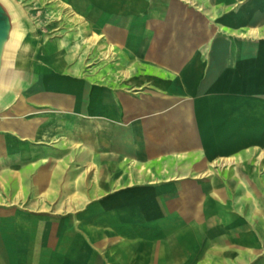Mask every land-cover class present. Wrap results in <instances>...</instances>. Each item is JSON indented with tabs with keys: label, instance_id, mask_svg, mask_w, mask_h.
<instances>
[{
	"label": "crops",
	"instance_id": "1",
	"mask_svg": "<svg viewBox=\"0 0 264 264\" xmlns=\"http://www.w3.org/2000/svg\"><path fill=\"white\" fill-rule=\"evenodd\" d=\"M63 1L111 59L32 51L0 153L40 198L95 183L7 226L6 264H264V0ZM56 150L84 172L53 174Z\"/></svg>",
	"mask_w": 264,
	"mask_h": 264
},
{
	"label": "rangeland",
	"instance_id": "2",
	"mask_svg": "<svg viewBox=\"0 0 264 264\" xmlns=\"http://www.w3.org/2000/svg\"><path fill=\"white\" fill-rule=\"evenodd\" d=\"M15 1L25 10L26 17L23 20L25 35H31L32 42L34 43L33 51L41 52L47 46H51L58 50V54L61 56L65 55L76 65L84 67L85 70H91L95 59L98 60V50L94 47H87L85 44H81L79 47L75 46V42L80 38L77 32L81 27L75 22L70 21L69 16L66 15L57 3L50 2L49 0ZM83 25L84 27L82 28L91 30L88 23L84 22ZM13 81L15 82L12 88L17 90V92H13L11 88ZM30 89L28 74H23L19 70L18 63L14 62L11 68L9 86L0 94V119L5 114L12 115L13 113H17V110H12L10 107L4 108V104L29 93ZM55 153L56 156L52 160L54 162L52 167L53 174H56V172H84L85 166L76 164L77 151L73 153L70 150L69 153L66 152L64 154L63 150H56ZM14 165H16V162L13 156H5L0 153V182L2 183V186H0V264L7 263V260H5L6 244L3 239L5 231L8 230L7 226H11L14 221L22 223L33 219H42L46 215H61L52 211L64 205V199L68 195L77 193L82 188L87 189L92 187L93 183H95L87 180H64L60 179L57 175H53L56 178L58 177V180L55 178L53 180L42 181L41 186L47 189V196L45 199L43 197L40 198L37 197L39 191L34 189V183L29 179V174L34 170L32 171L29 163L26 162L15 166L17 167L15 169L21 174V186L23 189V194L17 197V191L13 189L12 177L9 175L14 169ZM14 199L17 202H11ZM45 207H48L47 210H43Z\"/></svg>",
	"mask_w": 264,
	"mask_h": 264
},
{
	"label": "bare ground",
	"instance_id": "3",
	"mask_svg": "<svg viewBox=\"0 0 264 264\" xmlns=\"http://www.w3.org/2000/svg\"><path fill=\"white\" fill-rule=\"evenodd\" d=\"M49 1L57 3L64 10L66 15L69 16L70 21H73L78 25L84 24L82 22V18L78 16L72 10L71 6L67 2L63 0H49ZM1 2L8 8L11 14L12 21H13V27L11 29L10 38L5 45V51H4L5 65H4V71L2 72V75L0 78V93H2L4 89H6L9 86L10 78H11V68L13 67L14 62H17L18 64H24V63L27 64L31 59L29 54H31L32 51L34 50L33 48L34 43L32 42L31 35H25V26L23 23V20L26 17L25 10L22 9L19 3L16 2L15 0H1ZM78 33L82 34L81 28H79V31L77 32V34ZM100 40H101V36H95L93 34H85V35H82L80 42L77 41L75 43V46L79 47L80 44L82 43L88 47L96 46L98 50H101V58L105 60H110L112 56L113 48L111 45H108L107 48L103 49V44L100 42ZM122 74L125 77L129 76V72L127 70H123ZM14 82L15 81H13L11 88L14 87ZM12 89H13V92H17V90H15L14 88ZM9 175L10 177H12V179L15 178L17 183L19 184L18 190L16 192V196L17 197L21 196L23 189L21 186L19 172L16 170H12L11 174ZM1 184L2 183L0 182V186H2ZM42 194L44 198L45 193H42ZM11 202H17V200L14 199V200H11Z\"/></svg>",
	"mask_w": 264,
	"mask_h": 264
},
{
	"label": "water",
	"instance_id": "4",
	"mask_svg": "<svg viewBox=\"0 0 264 264\" xmlns=\"http://www.w3.org/2000/svg\"><path fill=\"white\" fill-rule=\"evenodd\" d=\"M13 27V21L8 8L0 0V78L4 71V51ZM1 94V93H0Z\"/></svg>",
	"mask_w": 264,
	"mask_h": 264
}]
</instances>
